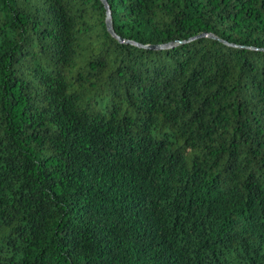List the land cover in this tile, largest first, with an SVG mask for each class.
I'll use <instances>...</instances> for the list:
<instances>
[{"label":"trees","instance_id":"trees-1","mask_svg":"<svg viewBox=\"0 0 264 264\" xmlns=\"http://www.w3.org/2000/svg\"><path fill=\"white\" fill-rule=\"evenodd\" d=\"M103 1L0 0V264H264V0Z\"/></svg>","mask_w":264,"mask_h":264},{"label":"water","instance_id":"water-1","mask_svg":"<svg viewBox=\"0 0 264 264\" xmlns=\"http://www.w3.org/2000/svg\"><path fill=\"white\" fill-rule=\"evenodd\" d=\"M101 2L103 3V8H104V10H105V17H104L105 28H106V30H107L110 34H112V32H111V23H110V19H109L108 8H107V6H105V3H104L103 0H101ZM119 42H120V43H126V42H123V41H119ZM131 45H132V44H131ZM149 49H151V48H149Z\"/></svg>","mask_w":264,"mask_h":264}]
</instances>
